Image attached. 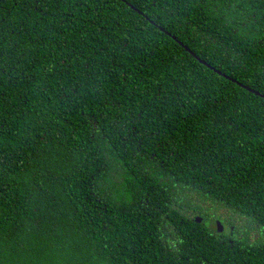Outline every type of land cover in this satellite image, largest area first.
Listing matches in <instances>:
<instances>
[{
	"label": "trees",
	"instance_id": "obj_1",
	"mask_svg": "<svg viewBox=\"0 0 264 264\" xmlns=\"http://www.w3.org/2000/svg\"><path fill=\"white\" fill-rule=\"evenodd\" d=\"M0 264H264V0H0Z\"/></svg>",
	"mask_w": 264,
	"mask_h": 264
},
{
	"label": "rangeland",
	"instance_id": "obj_2",
	"mask_svg": "<svg viewBox=\"0 0 264 264\" xmlns=\"http://www.w3.org/2000/svg\"><path fill=\"white\" fill-rule=\"evenodd\" d=\"M215 224H214V220H213L212 223H211V225H213V228L215 227ZM211 225H210V227H211ZM211 229H212V227H211Z\"/></svg>",
	"mask_w": 264,
	"mask_h": 264
},
{
	"label": "water",
	"instance_id": "obj_3",
	"mask_svg": "<svg viewBox=\"0 0 264 264\" xmlns=\"http://www.w3.org/2000/svg\"><path fill=\"white\" fill-rule=\"evenodd\" d=\"M245 88H247V89H250L249 87H247V86H244ZM253 91V90H252ZM215 223H218V225H219V222L218 221H216L215 220ZM220 227V226H219Z\"/></svg>",
	"mask_w": 264,
	"mask_h": 264
}]
</instances>
